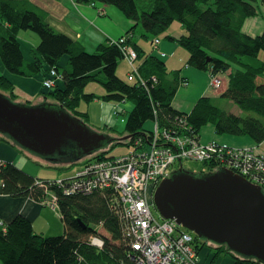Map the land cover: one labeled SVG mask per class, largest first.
I'll return each instance as SVG.
<instances>
[{
    "label": "trees",
    "instance_id": "trees-1",
    "mask_svg": "<svg viewBox=\"0 0 264 264\" xmlns=\"http://www.w3.org/2000/svg\"><path fill=\"white\" fill-rule=\"evenodd\" d=\"M74 1L113 5L130 21V28L125 33L130 37L137 26L141 27V37L149 40L166 32L172 22H179L182 32L165 37L187 50L186 64L190 67L209 74L230 69L220 97L235 103L241 113L220 108L207 95L198 98L189 112L174 109L171 102L178 86L183 84L182 81L189 84L179 76V70L168 71L162 58L152 53L144 55L128 37L127 43L141 61L139 72L148 81L139 84L136 80L121 79L116 68L123 54L114 41L100 42L95 51L89 53L78 41L56 31L47 21L46 12L32 0H0V59L6 70L16 75L43 70L46 79L49 71L54 69L58 79L49 89L42 85L41 94L52 97L85 122L87 113L76 109L82 101L90 102L95 98L115 104L126 100L132 102L125 123L123 120L124 127L117 133L125 132L130 141L143 137L144 147L146 135L152 134L144 127L147 120L156 122L159 131L166 128L172 134L190 136L202 144L218 142L239 147L217 139L201 140L200 130L206 125H211L217 135L247 136L256 144L264 140V60L260 54L264 52V29L253 36L242 31L244 20L257 16L259 8H264V0ZM19 30L33 31L39 37V43L31 50V63L23 56L17 38ZM64 56L66 61L63 63ZM152 76L155 81L150 80ZM90 81L101 84L104 93L96 96L84 92ZM11 88L12 83L0 75V89L9 91V96L15 98ZM117 114L121 115L120 112ZM110 150L111 147L86 156V161L117 156L109 154ZM197 161L204 163L205 169L212 168L208 166V160ZM261 187L264 190V184ZM0 194L26 196L38 202H47L53 194L64 224L62 234L45 236L35 232L31 221L21 213L8 222L0 219L3 222L0 226L1 264H72L77 254H82L89 264L129 262L130 249L122 237L119 195L113 188L64 194L53 180L40 181L16 165L4 162L0 166ZM96 227H101L106 234ZM91 234L103 239L101 250L88 241ZM192 236V245L199 254L207 248L206 241L194 233ZM223 252L231 256V264H259L235 256L223 245L211 249L208 262L214 264Z\"/></svg>",
    "mask_w": 264,
    "mask_h": 264
},
{
    "label": "water",
    "instance_id": "water-1",
    "mask_svg": "<svg viewBox=\"0 0 264 264\" xmlns=\"http://www.w3.org/2000/svg\"><path fill=\"white\" fill-rule=\"evenodd\" d=\"M0 134L45 160L72 162L105 149L116 137L98 132L46 96L35 104L0 91ZM127 136L123 138H127ZM152 201L162 218L244 259L264 264V190L221 167H182L160 180Z\"/></svg>",
    "mask_w": 264,
    "mask_h": 264
},
{
    "label": "built area",
    "instance_id": "built-area-1",
    "mask_svg": "<svg viewBox=\"0 0 264 264\" xmlns=\"http://www.w3.org/2000/svg\"><path fill=\"white\" fill-rule=\"evenodd\" d=\"M112 41L120 47L123 59L129 67L127 80L145 84L148 79L141 77L138 67L134 66L137 55L134 48L127 43V38L120 37ZM158 42L157 37L152 40L154 49H157ZM158 52L160 57L165 55L164 52ZM57 79L58 74L52 69L42 84L49 89ZM150 80L155 81L156 78L152 76ZM182 82L187 85V81ZM220 84L219 74L210 73L208 87L216 89ZM154 124L152 134L145 137L146 147L142 145L143 137L140 136L133 140L127 152L86 161L71 177L53 181L64 194L90 192L108 187L117 191L119 207L122 209L119 214L123 222L122 237L127 240L130 249L129 262L121 264H201L192 245V232L173 219L157 220L150 209L145 185L152 179L151 187L154 190L160 180L171 173V164L174 165L184 158L208 160L211 170L225 167L252 183L262 185L264 154L259 152L256 146L230 147L218 142L202 144L190 136L172 134L166 128L159 131L157 123ZM3 164L4 161L0 160V166ZM46 204L55 209V195L50 194ZM0 226H3L1 220ZM88 241L97 250L103 248V239L97 235L91 234ZM72 264L89 263L82 254H77Z\"/></svg>",
    "mask_w": 264,
    "mask_h": 264
},
{
    "label": "crops",
    "instance_id": "crops-1",
    "mask_svg": "<svg viewBox=\"0 0 264 264\" xmlns=\"http://www.w3.org/2000/svg\"><path fill=\"white\" fill-rule=\"evenodd\" d=\"M32 2L38 8L46 12L47 21L56 31L62 32L73 40L78 41L84 49L88 51L96 49L100 42H104L107 39L115 40L122 36L128 32L131 24L130 21L113 5L104 4L99 1L78 3L74 0H32ZM262 9L264 10V8ZM262 9L260 10L259 8L260 11L257 16L244 20L242 24L243 32L249 35H252L253 32H257L259 27L258 16H261L264 20V11ZM176 28L177 29L174 32L168 31V28L164 33L167 35L182 32L180 25ZM261 29L262 30H260L259 34L263 31L264 25ZM134 34L135 32H133V35L130 37L131 41L136 43L142 52H144V55L148 53L157 55V50L164 52L165 56L161 58L164 61L167 70H179V76L189 81L188 85L181 84L178 86L182 89H180L178 93L176 90V94L172 99L171 106L174 109L182 112H189L198 98L207 95L212 98L214 104L227 106V109H229L227 111L234 114L241 113V110L235 103L229 99L220 97V94L224 91L226 86L219 90L211 89L208 87L209 72L197 70L186 64L188 52L186 50L182 51L184 48H182L177 42L172 40L165 41L164 39L159 38L157 49H154L152 47L153 38L145 40L141 37L140 31L138 37L134 39ZM17 38L20 42L24 58L31 63L33 61L31 50L39 43L38 35H33L29 30H19L17 31ZM166 51H169L168 55ZM65 61L66 57L64 56L62 62L64 63ZM128 71L129 67L125 60H120L116 68L117 76L126 80ZM202 72L205 73L206 76L201 75ZM0 73V75L5 76L12 83L13 93L18 100L30 103L43 100V96L40 93L44 90L42 87L44 79L43 70L34 71L30 75L12 74L6 70L0 59ZM202 78H204L203 83H201ZM87 89L89 92L94 93L97 96L104 93L103 87H98L94 84H88ZM5 92L10 93L9 91ZM93 102L96 111L93 113V115H96L93 123H91V110L84 107V111H82L88 115L87 122L90 123L91 127L97 130L108 132L111 136L117 135L115 131L116 128L122 126L120 121L122 117L120 114H117L119 112H115L114 108L117 106L116 104H119V108L121 110L123 108L125 111L129 106L121 103L115 104L101 99H94ZM86 106H88V104H86ZM112 109H114V111H112ZM201 130L200 137L203 141L217 139L227 142L232 146H256L257 150L264 154V140L261 143L256 144L247 136L217 135L211 125H206L202 127ZM37 158L38 157H30V154L27 151L21 149L0 134V160L12 163L40 180L58 179L57 177H60L57 176V174L51 173L52 171L43 169H40L39 173L36 174L38 167L37 169L32 170L30 165L33 164V161H37ZM46 162H48L47 164L55 165L57 167H66L78 161L62 163ZM62 175L66 176L65 173ZM18 213L27 217L31 221L34 231L42 235H59L64 231V224L58 210L56 208L52 209L45 201L38 202L26 196L12 197L8 194H0V219L8 222ZM202 250L203 259L204 257L207 259V257L211 255V250L208 248ZM226 256L227 255L219 256L215 264H231V258H227Z\"/></svg>",
    "mask_w": 264,
    "mask_h": 264
},
{
    "label": "rangeland",
    "instance_id": "rangeland-1",
    "mask_svg": "<svg viewBox=\"0 0 264 264\" xmlns=\"http://www.w3.org/2000/svg\"><path fill=\"white\" fill-rule=\"evenodd\" d=\"M264 6V5H263ZM262 8H260V10H261ZM263 10V9H262ZM264 11V10H263ZM258 21H259V27H258V29H257V32L255 33V32H253V34L252 35H256V34H259V32H260V30H262L261 28L263 27V25H264V20H263V18H261V16H258ZM178 25H180L179 24V22H177V21H174V22H172V24L169 26V30L168 31H171V32H174L177 28L176 27H178ZM133 30H135V34H134V39H136L137 37H138V34H139V32L141 31V27L140 26H137L135 29H133ZM27 31V30H26ZM29 32L30 33H32L33 35H37L35 32H33V31H30L29 30ZM165 35H166V33H164V34H161V35H159V36H155V37H158V38H161V39H164L165 41H170L167 37H165ZM120 37H126L127 39H128V37H130V35H129V33L128 34H123L122 36H120ZM120 37H118V38H120ZM118 38H116L115 40H117ZM112 41V40H111ZM182 48H184V47H182ZM159 49V48H158ZM184 50H186L185 48L182 50V51H184ZM95 51V49L94 50H92V51H88L87 50V52H89V53H92V52H94ZM158 51V50H157ZM187 51V50H186ZM160 52H162V51H160ZM167 52V55L169 54L168 52L169 51H166ZM159 53V52H158ZM158 53H157V55H158ZM160 54V53H159ZM261 54V59H263L264 60V52H261L260 53ZM159 56V55H158ZM165 55H163V57H164ZM140 59H135V61H134V66H136V67H138V72H139V65H140ZM168 67V66H167ZM169 68V67H168ZM229 73H230V69H228L227 71H222L221 73H219V76L221 77V84H220V86L219 87H217L216 89H214V90H219V89H222V88H224L226 85H227V82H228V75H229ZM1 74V73H0ZM139 75L141 76V74H140V72H139ZM201 75H205V73H201ZM206 76V75H205ZM142 77V76H141ZM203 79L204 78H202V80H201V83H203ZM183 83V82H182ZM88 84H94V85H96V86H100V87H102L101 86V84H99L98 82H93V81H90V82H88ZM88 84L84 87V92H86V93H90L89 92V90L87 89V87H88ZM180 89H182V88H180V87H178V89H177V93H178V91L180 90ZM1 90V89H0ZM3 91H5V90H3ZM42 92V91H41ZM40 92V93H41ZM6 94H8L9 95V93H6ZM42 96H44L43 94H41ZM97 96V95H96ZM46 98L50 101V102H55V100L54 99H52V97H48V96H46ZM13 100H17V101H21V100H18L16 97L15 98H12ZM95 99V98H94ZM93 99V100H94ZM93 100L92 101H90V102H81L79 105H78V107L76 108L77 110H79L80 112H82V111H84V107L87 109H90L91 110V123H93L94 122V120H95V118H96V115H93V113H95L96 111H95V108H94V102H93ZM35 103H37V102H34L33 104H35ZM121 104H123V105H127V106H129V108H127L125 111L123 110V108H122V110L119 108V104H116L117 106L114 108L115 109V112L117 113V112H120L121 113V119H120V121H121V123L123 124V126H120V128H116V133L117 132H119V131H122V129H123V127H124V123H125V118H126V114H127V112H129V110L132 108V102H130V101H128V100H126V101H123V102H120ZM86 104H88V106H86ZM217 106H219L220 108H222V109H225V110H229V109H227V106H225V105H222V104H220V105H217ZM114 109H112V111H114ZM68 110V109H67ZM70 113H72V111H70V110H68ZM115 113V114H116ZM123 113V114H122ZM73 114V113H72ZM75 115V114H74ZM77 116V115H76ZM79 118H81L82 120H84V118H82V117H80V116H78ZM123 120H124V123H123ZM85 121V120H84ZM86 124L88 125V126H90L91 127V125H90V123L89 122H87V119H86ZM154 126H155V124H154V122L152 121V120H147V121H145L144 122V127L146 128V129H148V130H152L153 128H154ZM91 128H93V127H91ZM94 130H96V131H98V132H104V133H108V132H105V131H101V130H97V129H95V128H93ZM202 131V130H201ZM109 134V133H108ZM201 134V133H200ZM128 134H126L125 132H123L122 134H118L117 133V135H113V136H115L116 137V139H115V141L113 142V143H111V144H109L105 149H101V150H99V152L100 151H105L107 148H110L111 147V150L109 151V154H114V155H118V154H122V153H125V152H127L130 148H131V144H133V140L134 139H136V138H138V137H135L134 139H132L131 141L129 140L130 139V136L128 135V137L127 138H123V137H125V136H127ZM125 142H128V144H124ZM130 144V145H129ZM252 148V147H251ZM99 152H97L96 151V153H99ZM29 154H30V157H34V158H36V157H38L37 159V161H33L32 163L33 164H31L30 165V167H31V169L32 170H35V169H37V167H38V169H37V171H36V174H38L39 173V171H40V169H43V170H47V171H52L51 173H53V174H57V176H60V177H57L58 179L59 178H62V179H66V178H69V177H71L72 175H74L85 163H86V159L88 158V157H90V156H88V157H82V158H80V159H78V160H75V161H78V162H76V163H72V164H70V165H68V166H66V167H64V166H55V165H50V164H47L48 162H46V161H48V160H46V161H44L45 159H43V158H41V157H39V156H37V155H35V154H32L31 152H28ZM19 159V158H18ZM43 159V160H42ZM93 160H97V159H93ZM2 161V160H1ZM74 161V160H73ZM72 161V162H73ZM74 161V162H75ZM88 161V160H87ZM51 162V161H50ZM62 162H65L64 160H62V161H59V162H57V163H62ZM171 164V163H170ZM248 167H250L249 165H247ZM179 167H182V168H184V169H187V170H190V171H195L196 173H198V172H201V171H203V170H205V168H206V165L204 164V163H202V162H200V161H197V160H190V159H184V160H182L180 163L179 162H176L174 165L173 164H171V168H172V170H175V169H178ZM251 168V167H250ZM69 171H70V174H69ZM263 172H264V170H263ZM63 173H65L66 174V176H64V175H62ZM33 176V175H32ZM36 176H38V175H36ZM242 176V175H241ZM37 178V177H36ZM56 179V178H55ZM55 179H47V180H55ZM41 181V180H40ZM151 184H152V179L151 180H149V182H148V184L147 185H145V190H146V193H147V200L150 202V209H151V211H152V213H153V215L155 216V218L157 219V220H161L162 219V217H161V215H160V213H159V211H158V209L156 208V206L154 205V203H153V201H152V191H153V189H152V187H151ZM264 184V183H263ZM262 184V185H263ZM96 229L98 230V231H100L101 233H104V234H106L105 233V231L101 228V227H96ZM204 241H206V243H205V246L209 249V250H211V249H213V248H216L217 246H220V245H217V244H214V243H212V242H209V241H207V240H204ZM224 246V245H223ZM225 247V246H224ZM226 248V247H225ZM198 254V253H197ZM234 254V253H233ZM222 255H227L226 257L228 258H231V256L229 255V254H226L225 252H223V253H221V254H219V256L221 257ZM235 255V254H234ZM219 256H218V258H219ZM236 256V255H235ZM239 257V256H238ZM208 258H209V256L207 257V259L204 257V259H203V250L198 254V259L201 261V264H209L208 263ZM218 258L216 259V261H215V263L217 262V260H218ZM214 263V264H215ZM259 263V262H258ZM1 264V263H0ZM222 264V263H221ZM259 264H261V263H259Z\"/></svg>",
    "mask_w": 264,
    "mask_h": 264
},
{
    "label": "bare ground",
    "instance_id": "bare-ground-1",
    "mask_svg": "<svg viewBox=\"0 0 264 264\" xmlns=\"http://www.w3.org/2000/svg\"><path fill=\"white\" fill-rule=\"evenodd\" d=\"M7 71H8V70H7ZM8 72H9V71H8ZM1 76H3V75H1ZM3 77H5V76H3ZM5 78H6V77H5ZM10 90L13 91V88H11ZM0 91L6 94L5 91H3V90H0Z\"/></svg>",
    "mask_w": 264,
    "mask_h": 264
},
{
    "label": "flooded vegetation",
    "instance_id": "flooded-vegetation-1",
    "mask_svg": "<svg viewBox=\"0 0 264 264\" xmlns=\"http://www.w3.org/2000/svg\"><path fill=\"white\" fill-rule=\"evenodd\" d=\"M209 171H212V170L211 169H208V168L205 170V172H209Z\"/></svg>",
    "mask_w": 264,
    "mask_h": 264
},
{
    "label": "clouds",
    "instance_id": "clouds-1",
    "mask_svg": "<svg viewBox=\"0 0 264 264\" xmlns=\"http://www.w3.org/2000/svg\"><path fill=\"white\" fill-rule=\"evenodd\" d=\"M154 38H155V37H154ZM154 38H153V39H154ZM157 38H158V37H157ZM158 39H159V38H158Z\"/></svg>",
    "mask_w": 264,
    "mask_h": 264
}]
</instances>
